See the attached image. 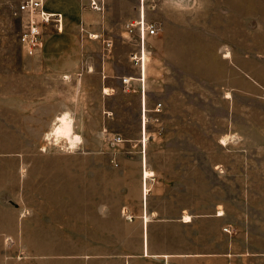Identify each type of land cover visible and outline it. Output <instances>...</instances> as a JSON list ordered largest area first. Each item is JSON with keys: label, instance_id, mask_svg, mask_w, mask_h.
Wrapping results in <instances>:
<instances>
[{"label": "rangeland", "instance_id": "rangeland-1", "mask_svg": "<svg viewBox=\"0 0 264 264\" xmlns=\"http://www.w3.org/2000/svg\"><path fill=\"white\" fill-rule=\"evenodd\" d=\"M21 1L0 0V264H77L53 256L75 252L77 241L31 234L40 227L31 224L34 212L46 206L38 190L95 177L114 207L118 196L141 189L131 162L116 170V155L130 153L145 156L144 171H152L142 174V193L146 185L153 207L220 216L216 227H226L232 251L264 264V0H248L255 6L246 49L224 24V0H83L100 9L59 43L79 62L64 72L48 66L45 50H23ZM141 5L157 27L144 45L127 33ZM44 8L63 11L58 0ZM244 58L246 75L237 70ZM118 78H131L127 91ZM63 113L79 136L74 147L48 136ZM76 153L97 158L63 155Z\"/></svg>", "mask_w": 264, "mask_h": 264}, {"label": "crops", "instance_id": "crops-1", "mask_svg": "<svg viewBox=\"0 0 264 264\" xmlns=\"http://www.w3.org/2000/svg\"><path fill=\"white\" fill-rule=\"evenodd\" d=\"M63 11H48L61 14L59 25H46L45 30H53L52 35L43 36L42 50L44 59L55 72L71 70L78 65L76 55L65 47L59 46L67 38V32L77 30L83 24L85 15L97 13L88 8L83 0H58ZM73 1L78 4L77 16L73 19L70 12L74 10ZM70 2V4H68ZM227 7L224 24L229 26L232 40L237 39L238 47L246 49L248 42V7L254 11V3L248 0H224ZM215 6V5H214ZM221 6L218 5L217 8ZM231 7V8H230ZM221 10V8H220ZM94 11V12H93ZM167 16V12H165ZM176 23H181L176 21ZM183 24V23H182ZM69 34V33H68ZM224 47L231 46L224 44ZM253 47V46H252ZM245 57V56H244ZM230 58V57H229ZM236 66V65H235ZM238 73L246 75V59L237 65ZM131 81V80H130ZM129 81V83H130ZM117 82L125 91L128 85ZM145 89H142V95ZM75 157L76 160H96L93 154H63ZM47 154H38L45 157ZM94 156V158H93ZM84 157V158H83ZM116 170L125 171L122 162H131L137 177H141V189L135 186L129 195L118 196L115 206L102 197L103 186L87 180L86 175L78 176L76 183L55 185L38 190L46 206L41 204L31 221L32 225L40 226L32 235L38 239L77 241V249L53 256L77 257V264H249L252 256L247 252L232 251V244L226 227L218 225L220 216L211 214L184 215L182 208H174L172 214L157 210L147 195L142 193V174L146 168V158L137 153L118 154ZM145 162V164H144ZM97 171L96 165L89 167ZM94 168V169H92ZM87 165H79V172H87ZM150 171V170H149ZM152 172V171H151ZM94 182V183H92ZM49 193V195H43ZM47 200V201H46ZM160 201V199H159ZM165 207L164 209H166ZM161 209V208H159ZM189 216V220H184ZM50 226V227H47ZM60 226V227H58ZM44 235H55L44 237Z\"/></svg>", "mask_w": 264, "mask_h": 264}, {"label": "built area", "instance_id": "built-area-1", "mask_svg": "<svg viewBox=\"0 0 264 264\" xmlns=\"http://www.w3.org/2000/svg\"><path fill=\"white\" fill-rule=\"evenodd\" d=\"M91 5L97 11L100 9L93 1ZM144 13V7L141 5L138 19L127 25V33L135 34L137 43L139 42L141 45H144L148 37H152L157 33V27L145 20ZM15 14L20 15L23 20V30L19 42L29 56L37 55L42 50L43 27L46 25H59L61 22V14L48 13L43 9V0H22L16 8ZM130 80L131 78H122V83L128 85Z\"/></svg>", "mask_w": 264, "mask_h": 264}, {"label": "bare ground", "instance_id": "bare-ground-1", "mask_svg": "<svg viewBox=\"0 0 264 264\" xmlns=\"http://www.w3.org/2000/svg\"><path fill=\"white\" fill-rule=\"evenodd\" d=\"M144 15V14H143ZM144 77V75H143ZM104 94H107V89L104 90ZM145 121V120H144ZM56 125L54 126L52 132L48 134V136H51V138H54L55 140L62 138L66 139L71 147H74L79 142V136L73 132V120L68 115V113H63L59 115L56 118ZM146 140L144 136V141ZM144 179L149 178L152 176V172L149 170H145L143 172ZM144 195L147 193V187L144 186ZM189 216H185L184 220H189Z\"/></svg>", "mask_w": 264, "mask_h": 264}]
</instances>
